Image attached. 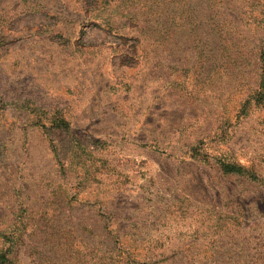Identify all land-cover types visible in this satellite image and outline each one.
<instances>
[{
    "label": "rangeland",
    "instance_id": "obj_1",
    "mask_svg": "<svg viewBox=\"0 0 264 264\" xmlns=\"http://www.w3.org/2000/svg\"><path fill=\"white\" fill-rule=\"evenodd\" d=\"M263 51L264 0H0V264H264Z\"/></svg>",
    "mask_w": 264,
    "mask_h": 264
},
{
    "label": "trees",
    "instance_id": "obj_2",
    "mask_svg": "<svg viewBox=\"0 0 264 264\" xmlns=\"http://www.w3.org/2000/svg\"><path fill=\"white\" fill-rule=\"evenodd\" d=\"M261 62L263 65V78H264V51L262 52L261 55ZM263 92H264V86H263ZM222 170L225 174H230V173L242 174L241 169L234 165H223Z\"/></svg>",
    "mask_w": 264,
    "mask_h": 264
}]
</instances>
